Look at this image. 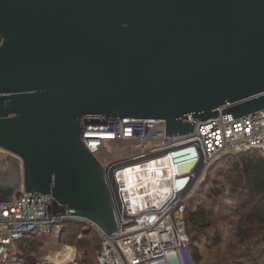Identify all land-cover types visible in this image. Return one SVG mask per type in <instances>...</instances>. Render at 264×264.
Returning a JSON list of instances; mask_svg holds the SVG:
<instances>
[{
	"label": "water",
	"instance_id": "water-1",
	"mask_svg": "<svg viewBox=\"0 0 264 264\" xmlns=\"http://www.w3.org/2000/svg\"><path fill=\"white\" fill-rule=\"evenodd\" d=\"M264 110V0H0V202L51 195L104 234L119 230L80 121H193ZM194 149L169 156L181 191ZM18 158V159H16Z\"/></svg>",
	"mask_w": 264,
	"mask_h": 264
},
{
	"label": "built area",
	"instance_id": "built-area-1",
	"mask_svg": "<svg viewBox=\"0 0 264 264\" xmlns=\"http://www.w3.org/2000/svg\"><path fill=\"white\" fill-rule=\"evenodd\" d=\"M187 122L194 123L192 134L170 138L165 137L163 120L82 119L80 140L103 168L119 230L109 237L92 222L70 216L51 195L25 193L20 186L18 199L0 202V264H79L69 246L44 258L26 256L24 247L17 246L38 235L60 239L68 222L82 225L77 240L89 230L98 236L97 264H193L186 202L196 184L222 159L256 155L264 162V110L238 119L219 114L205 122ZM183 148L194 149L198 162L187 186L179 192L173 187L158 207L134 210L121 187L127 172L152 168ZM66 248L73 250L68 257Z\"/></svg>",
	"mask_w": 264,
	"mask_h": 264
},
{
	"label": "trees",
	"instance_id": "trees-1",
	"mask_svg": "<svg viewBox=\"0 0 264 264\" xmlns=\"http://www.w3.org/2000/svg\"><path fill=\"white\" fill-rule=\"evenodd\" d=\"M215 175L212 187L204 196L192 197L186 202V228L189 236V253L193 264H201L199 245L204 242L213 249L222 243L224 233L228 244L217 253L215 264H264V162L256 155H238L222 159L207 173ZM215 210L220 215L213 217ZM82 225L68 222L63 227L60 243L75 244L87 249L93 235L89 230L76 242ZM210 232H213L210 234ZM41 241L24 242V255L30 254ZM79 264H88L80 261ZM97 264V263H96Z\"/></svg>",
	"mask_w": 264,
	"mask_h": 264
},
{
	"label": "bare ground",
	"instance_id": "bare-ground-1",
	"mask_svg": "<svg viewBox=\"0 0 264 264\" xmlns=\"http://www.w3.org/2000/svg\"><path fill=\"white\" fill-rule=\"evenodd\" d=\"M7 163L14 164L12 160H8ZM197 163L192 165L193 168L188 173L189 176L193 174ZM175 179L177 177L172 170L169 159H164L152 168L127 172L121 187L130 206L134 210H138L152 205L160 206L173 189ZM71 251L73 250L66 248L64 256L68 257Z\"/></svg>",
	"mask_w": 264,
	"mask_h": 264
},
{
	"label": "rangeland",
	"instance_id": "rangeland-1",
	"mask_svg": "<svg viewBox=\"0 0 264 264\" xmlns=\"http://www.w3.org/2000/svg\"><path fill=\"white\" fill-rule=\"evenodd\" d=\"M117 146L122 147L123 145H122V143H119V144H117ZM0 159L8 161L10 159H13V157L9 156L7 153L0 151ZM216 165H218V163H216ZM13 170L15 171L14 164H13ZM214 177H215V175L213 176V174H210V176L206 175L202 181H200L198 184H196L194 191L191 195V198L204 196L207 189L212 187V185H214L213 179H216ZM218 213L219 212L217 210H215L213 217H215V215H220ZM220 231L223 232L224 235L222 238L223 239L222 243L219 246H216L213 249H209V248H207L208 246L204 245V242H202L201 245H199V252H200V255L202 257L201 264H215V258L217 257V253L222 252V250L225 248L226 244H228L227 241L225 240L228 237V234L224 231V228L222 226H220ZM212 233L213 232H210V234H212ZM88 240H91V243L89 244L88 248L87 249H79L78 246L76 245V243L75 244H69L68 242L58 243L57 240L52 239L48 235H44V236L38 235V236H36V241H41V243H39L38 245H34V247H32V249H31L30 253L35 254L37 257L38 256H40V257L41 256H52L54 254V252L60 246L65 245V246H69V247L75 249L76 254H77V258L80 259V261H87L88 264H96L97 250L94 248H96L97 240H96V238L94 239L93 235L89 236ZM77 241H79V240H76V242ZM52 243L54 246H52ZM17 246H20L23 248L24 242L17 244ZM23 250H24V248H23ZM9 251L12 252V249L10 248ZM71 253H72V251H71Z\"/></svg>",
	"mask_w": 264,
	"mask_h": 264
},
{
	"label": "crops",
	"instance_id": "crops-1",
	"mask_svg": "<svg viewBox=\"0 0 264 264\" xmlns=\"http://www.w3.org/2000/svg\"><path fill=\"white\" fill-rule=\"evenodd\" d=\"M14 172L15 171L13 170L12 164L7 163L6 160L0 159V186L1 187L9 185L11 183L15 175ZM54 240H57L58 243H60L59 239H54ZM52 246H54L53 243H52ZM60 248L61 246L54 252V254L57 253L60 250ZM52 256H41V257L38 256V258L52 257Z\"/></svg>",
	"mask_w": 264,
	"mask_h": 264
}]
</instances>
